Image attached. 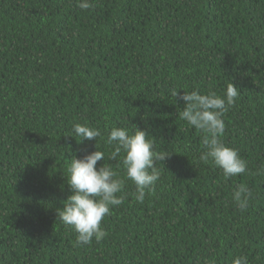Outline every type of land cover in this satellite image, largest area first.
I'll return each mask as SVG.
<instances>
[{"label":"trees","instance_id":"1","mask_svg":"<svg viewBox=\"0 0 264 264\" xmlns=\"http://www.w3.org/2000/svg\"><path fill=\"white\" fill-rule=\"evenodd\" d=\"M238 96L224 143L249 171L203 163V133L179 118L178 93ZM100 129L80 140L75 123ZM112 127H135L168 157L142 203ZM71 135V136H70ZM80 140V141H79ZM96 144V148L95 147ZM95 150L125 178V198L83 246L59 218L70 160ZM264 0H0V264H264ZM252 197L241 211L237 184Z\"/></svg>","mask_w":264,"mask_h":264},{"label":"clouds","instance_id":"2","mask_svg":"<svg viewBox=\"0 0 264 264\" xmlns=\"http://www.w3.org/2000/svg\"><path fill=\"white\" fill-rule=\"evenodd\" d=\"M93 5L94 0H77V6L82 10L91 9ZM171 95L184 102L183 110L178 113L179 118L203 133V151L199 154L203 163L214 164L226 179L249 171L248 162L238 150L227 146L222 139L226 128L225 113L238 96V89L232 83L227 84L223 95L212 90L202 93L199 88L183 91L182 94L173 88ZM72 131L80 140L96 141L97 137H101L100 129L87 122L75 123ZM106 143L114 148L110 159L123 154L120 163L125 178L135 186V200L142 203L160 178L157 162L165 160L169 153L157 151L153 139H149L146 132L137 127L131 132L128 128L112 127ZM104 158L103 151L95 150L79 159L73 157L67 168L66 183L71 195L64 201L58 215L61 222L77 234L75 243L78 246L88 245L93 239L99 243L107 235L101 222L111 214V208L121 205L125 198V178H121L109 163L96 167L97 162ZM255 175L264 176V165L256 170ZM251 197V189L241 183L234 187L231 200L244 211ZM207 264H215V261ZM232 264H248V258L238 256Z\"/></svg>","mask_w":264,"mask_h":264}]
</instances>
